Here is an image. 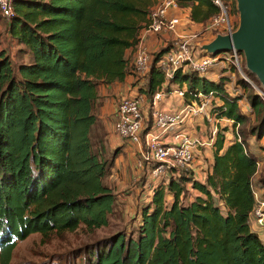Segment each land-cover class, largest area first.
<instances>
[{
	"label": "trees",
	"instance_id": "16d2710c",
	"mask_svg": "<svg viewBox=\"0 0 264 264\" xmlns=\"http://www.w3.org/2000/svg\"><path fill=\"white\" fill-rule=\"evenodd\" d=\"M223 1L237 14L235 0ZM156 2L15 0L7 33L29 62L15 64L0 42V264H11L18 243L34 234L48 238L110 225L120 204L105 181L119 147L110 157V143L95 138L97 127L108 135L96 109L101 88L132 78L131 88L150 100L184 83L186 102L215 92L218 117L239 124L241 142L222 128L214 146L197 153L213 150L204 179L194 167L169 172L159 184L146 179L152 194L137 229L87 248L82 264H264V232L254 214V191L264 201V180L254 187L264 154V101L238 79L237 87L253 92L247 96L253 112H244L243 96L232 93L234 70L210 80L208 72L187 67L167 82L157 64L169 48L152 54L149 73L140 76L129 51ZM178 2L198 26L219 13L212 0ZM190 188L196 195L189 200Z\"/></svg>",
	"mask_w": 264,
	"mask_h": 264
},
{
	"label": "built area",
	"instance_id": "2783aa9c",
	"mask_svg": "<svg viewBox=\"0 0 264 264\" xmlns=\"http://www.w3.org/2000/svg\"><path fill=\"white\" fill-rule=\"evenodd\" d=\"M15 0H0V13L3 18L10 21L14 17ZM212 3L219 9V13L211 18L206 26L208 32L222 30L220 33H231L236 28L233 27L232 16L228 6L223 0H212ZM180 10L178 0H159L152 8L149 16V23L139 37V44L136 47L137 55L135 59L136 71L140 76H146L150 71L152 55L145 46L144 38L148 35H169L176 36L178 29L182 25L179 16L172 15L173 11ZM196 39L195 35L176 36L169 49L158 61L159 70L162 72L165 80L171 81L175 78L180 69L191 68L199 74H206L209 69L215 65L222 66L225 70L224 75L231 76L233 84L236 83V73L249 84L264 101V90L261 86H256L245 73L239 53L232 52V55L219 54L215 57H204L196 61L194 50L191 46L192 41ZM234 90V89H233ZM238 96H243L240 100L241 105L247 102L246 111L252 113V107L247 100L246 93L242 90H234ZM171 93H177L178 96L186 98L188 94L187 86L175 89ZM167 93L157 92L152 99V127L154 130H146L143 99L141 96H125L119 101L116 109L115 132L121 140H127L131 144L141 149L139 166L143 164L153 165L152 174L155 177L168 172H179L183 169H191L195 162L197 153L203 148H212L219 133L220 125L223 122L233 125L236 130L238 142L241 138L238 134L239 124L225 118H219L217 108L219 102L215 92L209 94H194V100H189L180 110L175 113H169L159 108V102ZM200 118L210 123L209 137L201 138L199 136H190L184 132H176L172 135L174 142H164L162 136L168 134L173 128H179L189 120ZM254 197L258 203L254 214L257 227L264 232V201L259 197L258 192L254 191Z\"/></svg>",
	"mask_w": 264,
	"mask_h": 264
},
{
	"label": "rangeland",
	"instance_id": "374dc122",
	"mask_svg": "<svg viewBox=\"0 0 264 264\" xmlns=\"http://www.w3.org/2000/svg\"><path fill=\"white\" fill-rule=\"evenodd\" d=\"M159 1V0H158ZM158 2H156L157 4ZM155 4V5H156ZM225 4L229 8V12L232 16L233 27L237 28L239 21V13L237 14L232 11L231 3L225 2ZM179 16V15H178ZM182 20V25L188 29V33L190 35L196 34V39L192 41L191 46L194 50V57L196 61H202L204 57H212L210 55L202 54L198 47L200 44L209 43L212 41L216 35H213L214 32L220 33L222 30L210 31L206 30V26L197 27L193 29V25L190 21L187 22V26L184 24V18L179 16ZM7 23L8 21L3 19L0 16V42L3 48H7L10 54L14 58V63L20 65L22 63L29 62V56L23 52V47L18 46L12 38L7 33ZM180 26V27H181ZM166 43V42H165ZM172 42L166 43L165 46H159L149 53L154 56L158 55L160 52L169 48ZM131 51V50H130ZM222 54H226L231 56L232 52H225ZM137 55V49H135V59ZM239 57L241 61V65L249 76L250 80L255 83L256 86H260V83L253 79L254 77L245 69L244 56L239 52ZM223 71L222 66L215 65L211 67L208 71L209 78L215 80ZM236 83L241 77L238 73H236ZM255 78V77H254ZM210 79V80H212ZM237 89L245 92L244 88L240 85ZM102 99L98 104V108L96 109V113L103 118V125L106 127L108 131V135H104L105 129L102 127H97L95 130V138L99 140H103L107 146V150L109 156L111 157L113 153H115L116 149L119 147V153L117 154L116 162L112 169V172L106 179L105 183L109 187L112 188L114 194L118 196L119 206L117 207V211L110 218V225L108 227H103L94 231H89L85 227L80 228L78 231L74 233H68L63 235L53 234L48 238H44L40 234H34L30 236L27 240L23 242H19L14 254L11 264H82L83 258L87 251V248L94 247L100 242H104L110 239L112 236L118 233H133L135 229H137L139 222L141 211L144 206L147 205L148 200H146V195L152 194V186L147 184L148 179L149 183L152 181L159 184L162 181V176L169 174H161L158 178H156L153 174V168L151 165L143 164L139 166L138 162L140 160L139 152L136 149V146L131 143H126L121 140L115 132V123H116V109L119 101L122 97L128 96L125 93V88L122 85H113L106 88H101L100 90ZM234 96H238V93L232 92ZM252 91L246 92V96H248ZM248 101V98L247 100ZM249 102V101H248ZM148 103L147 105H149ZM247 102L241 105L244 112L246 111ZM150 107V106H149ZM145 115V111L143 110ZM196 120H200L197 118ZM195 120V121H196ZM193 122L194 120H189ZM208 128L207 136L209 137V130L211 128L209 122H205ZM146 127L149 128L150 122L146 121ZM183 126L179 128H173L170 132H182ZM220 130L226 128L227 138H236V130L233 125H229L227 122H223L220 125ZM223 128V129H222ZM205 129V127H204ZM148 130V129H147ZM239 130V129H238ZM199 131V130H198ZM166 137V136H165ZM163 137V139L165 138ZM109 139V142H108ZM256 142H250L253 146ZM262 145L264 146V140L262 141ZM248 150H251L249 146H247ZM264 151V150H263ZM200 153V152H199ZM213 156V150H208L202 152L198 156H196L195 162L192 167L196 170V175L199 174L204 179V174L206 172L208 162L206 163V159L209 160ZM111 159V158H110ZM259 173L257 177L254 179V187L256 180H264V154L261 158H259ZM207 165V166H206ZM153 166V165H152ZM191 192L189 195V200L193 199L196 193L192 188H190ZM146 200V201H145ZM186 204L188 202H185ZM256 229H258L255 226ZM261 233L260 230H258Z\"/></svg>",
	"mask_w": 264,
	"mask_h": 264
},
{
	"label": "water",
	"instance_id": "95a60500",
	"mask_svg": "<svg viewBox=\"0 0 264 264\" xmlns=\"http://www.w3.org/2000/svg\"><path fill=\"white\" fill-rule=\"evenodd\" d=\"M235 3L239 13L237 28L231 33H217L198 49L212 57L225 52L242 53L245 69L264 90V0H235Z\"/></svg>",
	"mask_w": 264,
	"mask_h": 264
},
{
	"label": "crops",
	"instance_id": "0c3cea01",
	"mask_svg": "<svg viewBox=\"0 0 264 264\" xmlns=\"http://www.w3.org/2000/svg\"><path fill=\"white\" fill-rule=\"evenodd\" d=\"M171 14L172 15H176V16H178V15L182 16L184 18V20L187 22V20L190 21L189 19H190L191 9L188 8V9L176 10V11H173ZM191 24L193 25L192 28L196 29V30H197V27H202V26H198V25L193 24V23H191ZM187 33H188V29L185 28V26H181L178 29V32H177L176 36H178V35L179 36L190 35V34H187ZM176 36L174 34H169V35H148L146 38H144V42H145L144 44L148 48V50L151 51V50H153V49H155V48H157L159 46L160 47L161 46H165L166 43H168L170 41L173 42L172 40L175 39ZM129 53L132 54L133 59H134L135 58V49L129 51ZM208 78H209V76H208ZM210 79H212V78H210ZM132 80H133V78L130 79L128 81V83H126V84H116V85L124 86L125 93H127L128 96H132V97L141 96V98L143 99V106L142 107H143V109L145 111V115H144L145 123H146V121L151 122L150 120L152 118V113H153L154 109L151 108V104H149V105H147V104L148 103H152V100L147 98V96L144 93H138V87H136L134 89L131 88V84L133 82ZM185 85L186 84L184 83L183 86H185ZM176 86H175V89H177ZM173 91L174 90L167 92V94L159 102V108L161 110H164V111L169 112V113H175L178 110H180L187 103L185 101V98H182V97L178 96L177 93H171ZM195 120L193 122H190V121L185 122L182 132H184V133H186V134H188L190 136H194V137L199 136L201 138H207L206 129L208 130V128H207V126H205L203 124V122H205V121H203L201 119L200 120H196V121ZM151 127H152V124H151ZM204 127H205V129H204ZM152 130H154V127H152ZM175 133H176L175 131L174 132H168V134L162 136V140L164 142H169V143L170 142H174V139H173L172 135H174ZM163 137H165V138L163 139ZM136 149L138 150L139 156H140L141 149L138 146H136ZM158 177H156V178H158Z\"/></svg>",
	"mask_w": 264,
	"mask_h": 264
}]
</instances>
